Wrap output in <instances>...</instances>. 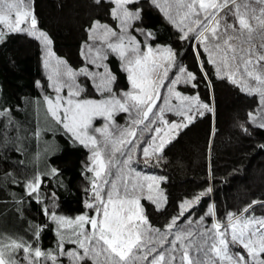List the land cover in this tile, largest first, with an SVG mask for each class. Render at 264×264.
I'll return each mask as SVG.
<instances>
[{
    "label": "snow or ice",
    "instance_id": "6c2138e0",
    "mask_svg": "<svg viewBox=\"0 0 264 264\" xmlns=\"http://www.w3.org/2000/svg\"><path fill=\"white\" fill-rule=\"evenodd\" d=\"M138 2L94 0L97 5L109 4V15L117 23L113 28L95 20L85 29L82 55L94 68L103 69L92 72L87 68L75 71L55 56L52 39L38 27L32 0H0V43L14 34L39 42L49 87L56 93L54 98H44L47 112L70 134L72 142L89 149L90 166L86 169L93 174L92 200L85 202L92 215L86 212L74 219L60 216L53 200L52 210L45 209V214L56 225V249L44 251L38 243L0 233V264H63L60 257L64 255L71 264H264V216L254 214L258 204L264 207V201L252 200L239 212H227L223 221L209 205L205 216L212 217L210 226L204 216L198 220L185 217V211L211 192L209 187L181 202L179 214L163 231L153 228L145 215L142 200L155 204L157 210L166 202L159 189L164 178L137 171L133 164L142 161L146 167L158 166L166 145L196 115L214 109L198 95L187 96L176 90L177 84H189L196 76L177 64L172 48L154 49L146 43L153 34L142 28L136 31L145 37L144 42L131 34L133 23L141 19L140 9L134 7ZM151 3L174 26L180 40L196 42L198 58L203 48L218 79L227 80L248 96L259 97V110L249 112L248 121L264 128V0ZM110 55L119 60L127 74L126 91L113 90L116 76L105 63ZM173 68L177 72L169 76ZM80 75L93 81L101 99L81 98L84 89L77 82ZM64 89L66 95L61 96ZM117 112L127 113L128 123L113 130ZM169 113L179 119H168ZM95 118H103L105 124L94 127ZM56 173L52 169L43 175ZM40 176L37 173L28 181L30 195L38 193ZM33 233L38 241L40 228H34ZM66 242L75 244L76 249L66 251Z\"/></svg>",
    "mask_w": 264,
    "mask_h": 264
},
{
    "label": "trees",
    "instance_id": "16d2710c",
    "mask_svg": "<svg viewBox=\"0 0 264 264\" xmlns=\"http://www.w3.org/2000/svg\"><path fill=\"white\" fill-rule=\"evenodd\" d=\"M32 6L38 27L53 41L55 54L74 69L85 63L81 53L87 40L85 29L95 20L115 24L109 15L111 6L97 5L94 0H32ZM134 7L140 9L141 19L132 30L151 32L152 45H169L177 54V62L196 76L192 83L195 87L186 85L179 90L198 95L214 109L195 116L166 145L158 166L151 167L153 173L164 178L161 188L166 202L157 210L151 202L141 201L150 225L163 228L179 214L181 202L209 187L211 192L188 213L194 218L204 216L212 205L217 218L223 221L227 212H239L252 200L264 201V128L248 121V113L259 106L258 97L218 79L202 48L198 58L195 41L180 40L177 30L149 0H140ZM134 35L141 41L139 34ZM110 57L116 76L113 88L120 91L128 86L126 74L119 60ZM83 82L86 96L95 98L90 82ZM46 95L54 97L43 74L40 44L26 35L7 36L0 43V231L5 236L38 243L44 251L55 250L58 240L45 209L50 210L54 200L55 212L60 216L70 218L88 212L85 201L89 181L85 168L88 152L79 142H72L70 134L52 119ZM42 114L56 124V130L45 124ZM167 118L179 119L173 114ZM52 169L57 170L56 175H43ZM38 172L42 173L40 188L30 195L26 185ZM254 214H264V207L258 204ZM37 226L38 241L33 233ZM74 246L64 244L66 250ZM19 255L22 260V250ZM60 260L66 263L63 256Z\"/></svg>",
    "mask_w": 264,
    "mask_h": 264
},
{
    "label": "rangeland",
    "instance_id": "374dc122",
    "mask_svg": "<svg viewBox=\"0 0 264 264\" xmlns=\"http://www.w3.org/2000/svg\"><path fill=\"white\" fill-rule=\"evenodd\" d=\"M140 1V0H139ZM150 1V3H151V0H149ZM152 4V3H151ZM153 5V4H152ZM159 10V9H158ZM160 12V11H159ZM161 13V12H160ZM162 14V13H161ZM163 15V14H162ZM164 16V15H163ZM166 19V18H165ZM229 19H231V18H229ZM167 20V19H166ZM168 21V20H167ZM136 22V21H135ZM134 22V23H135ZM169 22V21H168ZM114 26H110V27H113V28H115V25H116V21H114ZM134 23H133V25H134ZM170 23V22H169ZM171 24V23H170ZM172 25V24H171ZM173 26V25H172ZM3 26H0V28H2ZM174 27V26H173ZM135 31V32H134ZM130 32H131V34L132 35H134L135 33L136 34H139L140 35V37H141V42H144L145 41V37L143 36V35H141L139 32H137L136 30H132V29H130ZM134 36H136V35H134ZM137 39H139L140 40V38H138L137 37ZM153 39V36H152V38L151 39H149L146 43L147 44H149L150 46H152L154 49L155 48H157V47H170L169 45H165V44H156V45H152L151 44V40ZM39 43V42H38ZM196 43V42H195ZM83 47H85L86 48V45L84 44L83 45ZM40 48H41V45H40ZM171 48V47H170ZM202 50H203V48H202ZM52 51L54 52V50H53V47H52ZM81 53H82V50H81ZM54 54H55V52H54ZM206 54V53H205ZM207 55V54H206ZM55 56L56 57H58L56 54H55ZM111 56V55H110ZM41 57H42V49H41ZM82 57H83V59H84V66H82V67H80V68H78V69H74V68H72L73 70H75V71H78L79 69H81V68H87L89 71H92V72H97V71H103V69H96V68H94L92 65H90V64H88L87 62H86V60H85V58H84V56L82 55ZM113 57H115V56H113ZM58 58H60V57H58ZM109 58H111V57H109ZM60 59H62V58H60ZM63 60V59H62ZM105 63L108 65V67H109V70L112 72V70H111V65H110V61L109 60H107V61H105ZM177 64L179 65V66H182L180 63H178L177 62ZM68 65V64H67ZM41 66H42V70H43V74H44V77H45V79H46V81H47V85H48V87H49V80H48V72L45 70V68L43 67V63H42V59H41ZM69 66V65H68ZM70 67V66H69ZM182 67H184V66H182ZM185 68V67H184ZM187 71V70H186ZM177 72V69L176 68H173L172 69V72H170L169 73V76H173V74L174 73H176ZM188 72V71H187ZM126 74V73H125ZM126 78H127V74H126ZM85 80H88L89 82H90V85H91V90L93 91V93H94V95H96L95 96V98H89V97H87L86 96V87H85V84H84V82L83 81H85ZM77 82L83 87V89H84V91L82 92V94H81V98L83 99V98H87V99H95V100H99V99H101L102 97H101V95L96 91V89H95V87L93 86V81L92 80H90V79H88L87 77H85V76H83V75H80V76H78L77 77ZM127 83H128V81H127ZM192 83L193 82H191V83H189V84H185V83H183V82H181V83H179V84H177L176 85V90L177 91H180L181 92V90H179V87H181V86H186V85H192ZM114 85V84H113ZM39 88L41 89V84H39ZM49 89L51 90V92L53 93V96L55 97L56 96V93L54 92V90L51 88V87H49ZM129 89V84H128V86H127V88H123L122 90H120V91H115L114 90V88H113V90L115 91V92H117V93H119V92H121V91H126V90H128ZM161 91L162 92H165V94H167L166 93V90L165 89H161ZM66 92H67V89H64V91H62L61 93H60V95L61 96H65L66 95ZM182 93V92H181ZM182 94H184V93H182ZM184 95H187V96H193V95H188V94H184ZM53 97V98H54ZM258 97V96H257ZM258 100H259V97H258ZM259 107H260V105L258 106V108H257V110L254 112V113H256L258 110H259ZM169 114H171V113H169ZM168 115V114H167ZM197 116V115H196ZM41 118L43 119V121L45 122V124L51 129V130H54L55 128H56V124L55 123H53L46 115H44V114H42V116H41ZM258 119H259V117H258ZM112 123H113V125H114V129L113 130H115V128H118V127H125V126H127V123H128V114L127 113H123V112H117V113H115L114 114V117H113V121H112ZM105 124V121L103 120V118H95L94 120H93V126L94 127H102L103 125ZM56 130V129H55ZM40 138H41V142H42V140L43 139H45V137H44V135L42 136V134L40 135ZM42 143H44V142H42ZM44 145L43 144H40V148H42ZM46 147V149H48V146L46 145L45 146ZM43 149H44V147H43ZM42 149V150H43ZM86 150H87V152H88V155H87V159H86V162H85V168H86V166H90V161H89V156H90V151H89V149L88 148H86ZM142 155V154H141ZM154 164H155V162H153ZM133 167L134 168H136L137 169V171H140V172H142V173H144V174H148V175H155V176H157V177H162V176H160V175H157L156 173H153L152 171H151V167H146L144 164H143V162L141 161L139 164H136V163H134L133 164ZM87 170V169H86ZM38 173H41V172H38ZM92 173L91 172H89V181H88V183H87V185H86V190H87V192H86V201H91L92 200V193H91V191H90V189H91V177H92ZM41 178H42V173H41V176H40V181H41ZM162 181L163 180H161V182H160V184H159V189H160V191L162 192V194H163V197L165 198V194H164V190L161 188V183H162ZM144 200H146V199H144ZM85 201V202H86ZM148 201V200H147ZM148 202H150V201H148ZM153 204V203H152ZM154 206H155V208L157 209V207H156V205L155 204H153ZM165 205V203H163L161 206H160V208L159 209H162L163 208V206ZM195 205H193L191 208H193ZM191 208H189L187 211H185V213H184V216L185 217H188L189 219H191V220H198L199 218H194L192 215H189L188 213H189V211L191 210ZM88 209V208H87ZM52 210V207L50 208V210L49 211H51ZM179 211H180V209H179ZM89 215H92L93 214V212H92V210H90V209H88V212H87ZM258 216H264V214H262V215H258ZM76 217V216H75ZM75 217H70V218H68V219H74ZM204 217H205V224L206 225H208V226H210L211 225V223H212V217H208V216H205L204 215ZM180 220H182L183 222H184V224H187V221L186 220H184V218L183 217H181L180 218ZM171 221V220H170ZM169 221V222H170ZM180 223V221H178V224ZM55 225V224H54ZM166 226V225H165ZM165 226L163 227V228H158V227H154V226H152L153 228H157V229H160V230H164V228H165ZM85 227H88L87 225L85 226ZM55 228H56V225H55ZM0 233H1V231H0ZM8 236H10V235H8ZM72 244V243H71ZM76 245L73 247V248H70V249H68V250H66V251H72V250H75L76 249ZM63 258L65 259V261H66V263L65 264H71V261H70V259L68 258V256L67 255H64L63 256Z\"/></svg>",
    "mask_w": 264,
    "mask_h": 264
}]
</instances>
